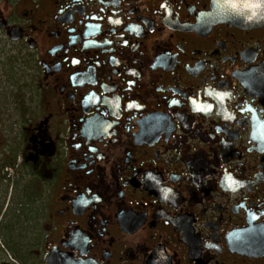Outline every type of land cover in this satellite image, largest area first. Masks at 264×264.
Listing matches in <instances>:
<instances>
[{
	"label": "flooded vegetation",
	"instance_id": "flooded-vegetation-1",
	"mask_svg": "<svg viewBox=\"0 0 264 264\" xmlns=\"http://www.w3.org/2000/svg\"><path fill=\"white\" fill-rule=\"evenodd\" d=\"M0 264H264V0H0Z\"/></svg>",
	"mask_w": 264,
	"mask_h": 264
},
{
	"label": "rangeland",
	"instance_id": "rangeland-1",
	"mask_svg": "<svg viewBox=\"0 0 264 264\" xmlns=\"http://www.w3.org/2000/svg\"><path fill=\"white\" fill-rule=\"evenodd\" d=\"M28 88L21 63L0 55V101L4 108L11 109Z\"/></svg>",
	"mask_w": 264,
	"mask_h": 264
}]
</instances>
